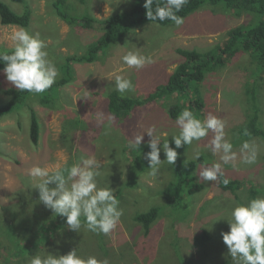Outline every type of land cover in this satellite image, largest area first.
I'll use <instances>...</instances> for the list:
<instances>
[{"label":"rangeland","instance_id":"obj_1","mask_svg":"<svg viewBox=\"0 0 264 264\" xmlns=\"http://www.w3.org/2000/svg\"><path fill=\"white\" fill-rule=\"evenodd\" d=\"M1 1L18 14L23 13L26 6L30 9L31 20L26 29L32 35L38 34L46 43V50L59 69L55 82L63 78L67 59L84 55L87 46L101 34L97 24L87 30L61 20L54 8L56 0H25V4ZM65 3L71 16L102 21L114 14H127L133 0H66ZM253 21L251 15L237 17L218 6L203 7L186 17L179 27L175 24L134 27L121 41L101 52L93 63L70 61L71 80L53 95L49 92L50 104H42L40 94H35L0 118V264H28L30 255L44 256L47 252L65 255L74 248L82 258L95 256L100 260L108 259L109 264H115L118 259L121 264H224L227 261L234 264L221 236L222 232L229 231L230 210L236 204H247L252 192L256 197L264 196V140L239 133L253 114L248 96L253 89L259 126L264 129V71L256 68L248 53L241 52L226 58V64L208 73L200 84L204 102L201 120L209 113L222 119L225 138L233 144V151L239 154L241 144L247 141L256 152V161L244 164L238 155L237 160L224 164L220 154L214 156L206 146L211 133L201 141H194L186 147L182 157L187 161L198 160L194 153H200L194 175L204 189L191 197L184 195L181 205L177 204L176 214L160 194L172 179L168 163L163 162L166 159L163 151L160 155L163 163L156 177L149 174L145 155L150 151L147 145L151 138L146 133L150 127L155 126L154 135L160 142L179 133L166 111L177 99L136 108L127 118L109 122L107 94L115 90V77L122 75L135 86L134 91L122 96L142 98L163 85L184 61L178 49L212 52L223 43L230 29ZM17 28L20 27L0 23V51L11 50L10 35ZM128 51L149 56L153 62L139 70L129 68L121 59ZM9 88L15 87L0 71V105L8 102L3 91ZM32 111L40 126L37 145L32 144L29 136ZM95 113L105 115L103 123L97 122ZM138 135H143L144 140L137 149L130 141ZM138 154L145 164L141 171L131 172ZM89 157L100 163L98 186L110 187L123 211L116 229L109 235L101 233L105 244L110 246L107 251L114 249L117 256H105L103 251L106 250L98 248L95 242L96 233L86 227L82 226L78 232L69 230L66 218L54 215L39 201L35 189L39 180L29 176L33 166L46 167L51 174L57 168ZM217 162L221 163L225 178L242 183L235 195L221 192L218 179L204 181L200 178L203 167ZM154 206H161L163 211L146 238L132 218ZM175 217L179 221L174 222ZM44 227L51 231L50 235L43 234ZM202 231L209 233L204 250L196 243ZM142 242L146 244H140ZM148 243L154 246L137 250L136 245L143 247Z\"/></svg>","mask_w":264,"mask_h":264},{"label":"clouds","instance_id":"obj_2","mask_svg":"<svg viewBox=\"0 0 264 264\" xmlns=\"http://www.w3.org/2000/svg\"><path fill=\"white\" fill-rule=\"evenodd\" d=\"M186 3L187 0H164L163 6L157 5L153 10L154 0H145L143 7L147 10L148 20H170L179 27L184 19L177 13ZM10 40L11 52L0 51V63L4 64L6 80L22 92L42 94L50 89L59 75V69L50 58L46 43L38 34L32 35L25 28L14 30ZM121 59L129 68L138 70L153 62L151 57L134 51H128ZM114 87L121 95L135 88L132 81L122 75L115 77ZM95 116L98 123H103L106 118L103 113H95ZM107 119L112 122L115 117L109 115ZM175 124L179 128V133L171 137L175 148L170 147L168 140L161 144L159 137L154 135L155 126L146 131L151 139L147 145L150 151L145 159L149 164V174L153 177L157 176L163 162L175 165L178 159L176 149L201 141L209 133L212 136L206 146L214 156L220 154V161L224 164L237 160L238 155L241 163L252 164L256 161V152L247 141L241 144L239 154L233 151V144L225 138V122L211 113L201 120L185 108L177 116ZM143 140L144 136L138 135L130 143L139 147ZM161 150L166 158L163 162L160 159ZM199 156L198 151L194 153L195 159H199ZM99 168V161L89 157L71 166L57 168L51 174L46 167L33 166L29 169V176L39 180L35 185L39 201L54 215L66 218L69 230L78 232L84 226L93 233L109 235L116 229L123 211L119 208L114 191L110 187L98 186L96 178L100 175ZM221 168V163H213L203 167L199 176L204 181H216L224 175ZM229 182L227 178L223 180L225 185ZM229 215V231L222 232L221 236L234 264H264V196L253 198L247 204H236ZM28 264H109V260H100L95 256L82 258L74 248L65 255L48 252L44 256L30 255Z\"/></svg>","mask_w":264,"mask_h":264},{"label":"trees","instance_id":"obj_3","mask_svg":"<svg viewBox=\"0 0 264 264\" xmlns=\"http://www.w3.org/2000/svg\"><path fill=\"white\" fill-rule=\"evenodd\" d=\"M14 3L25 4V0H11ZM66 0H56L54 8L56 9L57 16L68 25H79L84 29H92L95 24L100 27L101 34L98 39L89 44L86 48L85 54L78 58H68L64 69L63 78L55 82L50 89L40 94L41 103L44 105L50 104L52 97L49 92L53 93L61 86L65 85L71 80L70 75V61L78 63H93L97 60L98 55L109 46L121 41L132 28L143 26L147 24H157L166 27L174 24L170 20L164 21H151L147 19L146 9L143 7L145 0H133V5L130 11L125 14H114L105 20L97 21L96 19L88 16L78 18L71 16L65 9ZM83 2V0H81ZM164 0H154L153 10L157 5L163 6ZM221 6L226 11L233 13L237 17L243 14L251 15L254 21L249 24L235 26L227 32L226 39L219 47L212 52L198 53L196 51L178 49L177 53L184 58V61L178 65L174 71L168 76L167 81L163 85L157 86L154 90L149 92L142 98L124 97L116 90L110 91L107 94L108 112L115 119L122 120L127 118L131 112L139 107H143L162 100H170L176 98L177 101L172 103L168 108L166 107L167 115L173 121L185 109L191 110L195 117L201 119L202 109L204 106L203 99L200 95L199 86L204 82L206 75L216 69L223 67L226 64V58L234 57L241 52L248 53L256 68L264 71V0H187V3L177 13V15L185 19L189 15L201 10L203 7H218ZM31 20V11L26 6L24 12L21 14L13 11L6 3L0 0V23L3 26H15L20 28H28ZM256 20V23H255ZM10 53L11 50H3ZM4 64L0 63V71L3 72ZM9 98L8 102L0 105V118L12 113L19 105L24 104L30 96L35 94L27 91H19L15 88H9L3 91ZM37 95V94H36ZM190 96H196L195 99ZM250 104L252 107V116L244 127L239 130V133L246 137L260 138L264 140V129L259 126V110L257 106V97L255 90L250 93ZM50 98V99H49ZM247 133V134H245ZM30 140L33 145H37L40 137V126L34 112L30 116ZM170 147L175 148L172 139H169ZM164 141L161 142L163 144ZM176 149L178 152V159L175 165H169L171 172V181L161 190L160 194L171 207L173 213H177V204L181 205L180 201L183 196L191 197L204 189L202 184L196 182L195 170L200 159L198 160H184L182 157L186 147ZM139 147H137L138 149ZM143 158L138 154L134 157L131 172H139L143 169ZM225 176L218 177V186L221 192H230L235 195V192L240 190L242 183L237 180L230 181L225 185L223 180ZM250 199L256 198L255 192L250 193ZM163 211L161 206H154L148 211L137 213L133 216V222L141 227L142 235L148 238L151 234V228L155 221L160 217ZM181 218V216L179 217ZM176 217L174 222L179 221ZM176 219V220H175ZM183 219V218H182ZM175 227V224H172ZM49 234L51 231L43 228V234ZM94 234V233H93ZM209 233L202 231L199 240L196 239L198 246L202 250L206 247L205 244L209 241ZM95 242L98 248L105 249L103 251L105 256L110 257L116 255L115 250L107 251V246L104 242V237L101 234H94ZM140 244H146L144 242ZM147 245L141 247L136 245L137 250L143 251ZM133 249V247H132ZM178 252L176 255L178 256ZM127 254L124 256L125 260ZM115 264H121L118 261ZM224 264H229L228 261Z\"/></svg>","mask_w":264,"mask_h":264}]
</instances>
